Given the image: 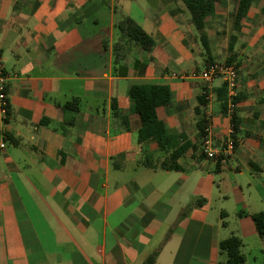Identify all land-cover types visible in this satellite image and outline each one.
<instances>
[{
	"label": "crops",
	"instance_id": "0c3cea01",
	"mask_svg": "<svg viewBox=\"0 0 264 264\" xmlns=\"http://www.w3.org/2000/svg\"><path fill=\"white\" fill-rule=\"evenodd\" d=\"M238 3L213 0L204 28L210 57L181 0H0L9 75L6 116L0 106V264H144L150 256L218 264L226 259L219 243L233 235L243 254L264 255L251 216L264 211V0L252 1L236 32ZM125 16L151 48L118 28ZM208 29H232L228 57L213 56ZM233 53L240 98L231 134L216 98L223 80L207 86L191 74ZM136 84L173 93L157 115L176 140L196 145L179 158L182 170L160 168L166 156L156 140L140 139L128 95ZM201 93L214 146L235 139L230 157L207 158L197 139ZM197 198L206 202L192 207Z\"/></svg>",
	"mask_w": 264,
	"mask_h": 264
},
{
	"label": "trees",
	"instance_id": "16d2710c",
	"mask_svg": "<svg viewBox=\"0 0 264 264\" xmlns=\"http://www.w3.org/2000/svg\"><path fill=\"white\" fill-rule=\"evenodd\" d=\"M184 6L191 14V21L195 28L201 32V40L204 45L205 52L211 57V50L207 35L204 33L205 18L213 10V0H181ZM253 0H239L236 12L233 14L234 25L236 32L240 30V22L246 16L247 11ZM118 28L122 30L128 39L136 42L144 49H149L152 46V38L129 16H125L118 24ZM237 40V35H231L229 49L234 50V45ZM235 53L227 59L226 63L233 62ZM212 62V61H209ZM129 98L134 103V110L140 115L142 121V129L139 137L141 140L154 138L160 147V151L166 156L160 163L159 167L165 170H182L183 167L179 163V158L191 147L196 145L184 142L180 143L176 140L173 134L165 127L164 123L158 119L157 108L160 106L169 105L173 101V93L168 87L156 84H136L131 86L128 92ZM227 89L223 83L216 89V98L222 101L223 110L227 109ZM240 97L234 100V103L239 101ZM207 103L206 93H201L198 96V106L195 108L197 118V139L201 140L205 134V128L208 125V120L203 115V107ZM71 104V103H70ZM233 123L237 124V118H232ZM146 166L153 167L145 163ZM206 202L204 198H197L192 207L201 206ZM252 219L256 225L260 236L264 237V211L252 214ZM242 241L237 236L233 235L219 243V249L226 255L224 261L218 264H245L246 257L241 250ZM144 264H155V257L150 256Z\"/></svg>",
	"mask_w": 264,
	"mask_h": 264
},
{
	"label": "built area",
	"instance_id": "2783aa9c",
	"mask_svg": "<svg viewBox=\"0 0 264 264\" xmlns=\"http://www.w3.org/2000/svg\"><path fill=\"white\" fill-rule=\"evenodd\" d=\"M193 78L200 79L205 82L207 86L216 78H221L227 88V109L226 114L232 119L235 111L234 98L237 93L239 71L238 67L234 63L227 64L226 62L212 61L208 62L202 70L195 71L191 74ZM8 73L5 71L2 58L0 56V106L1 112L4 116L8 112V93H7V80ZM235 130V124L232 121L230 133L233 134ZM6 147L5 141L0 142V151H3ZM202 148L205 156L209 159L216 157H230L235 150V139L232 135H229L220 146H214L212 134L206 127L205 134L202 138Z\"/></svg>",
	"mask_w": 264,
	"mask_h": 264
},
{
	"label": "rangeland",
	"instance_id": "374dc122",
	"mask_svg": "<svg viewBox=\"0 0 264 264\" xmlns=\"http://www.w3.org/2000/svg\"><path fill=\"white\" fill-rule=\"evenodd\" d=\"M208 32L210 33L212 37L213 56L214 57H228L230 55L228 52L229 34L232 32V29L226 30L224 31V33H222L221 30L215 31L214 29H208ZM198 44H200L199 41H198ZM261 50H263V52H260L259 57H264V44L263 43H262ZM217 61H220V60H217ZM221 61H224V60H221ZM243 252L247 260L245 264H264V255H262L261 253L257 251L249 252L248 249H243ZM223 258H226V256H224Z\"/></svg>",
	"mask_w": 264,
	"mask_h": 264
}]
</instances>
